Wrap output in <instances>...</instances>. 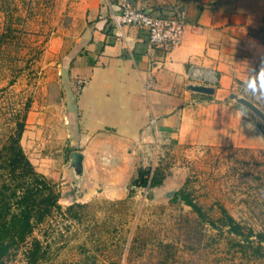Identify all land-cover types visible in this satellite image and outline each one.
I'll return each mask as SVG.
<instances>
[{
	"label": "rangeland",
	"instance_id": "obj_1",
	"mask_svg": "<svg viewBox=\"0 0 264 264\" xmlns=\"http://www.w3.org/2000/svg\"><path fill=\"white\" fill-rule=\"evenodd\" d=\"M74 1L0 0V147L24 117L20 146L59 194L62 212L52 213L29 238L40 241L42 263L264 264V242L259 253L252 249L257 246L254 235L264 237V149L175 143L157 147L152 141L136 154L135 166L129 164L130 180L138 169H157L162 180L158 187H132L130 181L122 194L116 184L125 173L111 168L103 175L120 176L114 184L77 187L68 181L65 167L78 143L60 104L59 81L64 51L74 40ZM245 111L249 121L264 128ZM99 167L102 163H95L94 169ZM181 189L214 225L163 197ZM220 208L244 233L252 232L249 244L216 221ZM26 245L3 264H24Z\"/></svg>",
	"mask_w": 264,
	"mask_h": 264
},
{
	"label": "crops",
	"instance_id": "obj_2",
	"mask_svg": "<svg viewBox=\"0 0 264 264\" xmlns=\"http://www.w3.org/2000/svg\"><path fill=\"white\" fill-rule=\"evenodd\" d=\"M72 6L76 29L64 51L59 100L76 134L73 151L85 150L98 133L130 145L122 157L134 166L136 154L152 141L157 147L264 149L255 121L228 99L241 96L264 112V0H147L141 7L154 17L184 11L180 41L167 53L148 47L140 29L114 33L115 0H75ZM186 84L213 93H191ZM98 162L90 150V173L106 174L103 166L94 169Z\"/></svg>",
	"mask_w": 264,
	"mask_h": 264
},
{
	"label": "trees",
	"instance_id": "obj_3",
	"mask_svg": "<svg viewBox=\"0 0 264 264\" xmlns=\"http://www.w3.org/2000/svg\"><path fill=\"white\" fill-rule=\"evenodd\" d=\"M23 127L24 117L14 125L13 131L0 147V264L24 244H27L23 251L24 264H43L44 252L40 241L29 238L33 229L52 213H62L58 204L59 194L42 174L34 170L22 151L20 138ZM257 128L264 139V128ZM161 181L157 169L152 172L148 168L138 169L130 185L151 189L160 186ZM170 202L185 205L200 220L214 225L189 198L185 189L176 191ZM216 221L239 237L241 242L249 244L248 239L252 232L244 233L224 209H219V218ZM254 237L257 238V246L252 249L259 253V244L264 242V237L260 234ZM238 244L241 246V243Z\"/></svg>",
	"mask_w": 264,
	"mask_h": 264
},
{
	"label": "water",
	"instance_id": "obj_4",
	"mask_svg": "<svg viewBox=\"0 0 264 264\" xmlns=\"http://www.w3.org/2000/svg\"><path fill=\"white\" fill-rule=\"evenodd\" d=\"M185 89L191 93L212 95L213 89L211 87L186 84ZM228 99L237 105L241 106L254 117H256L261 124L264 126V112L255 106L250 101L242 98L241 96L229 94ZM115 144H121L118 146L117 154L114 153ZM127 143L113 135H107L105 133H98L94 135L88 142L86 149L83 151H73L69 155V161L65 167V172L68 181L73 183L75 186H81L84 184L88 185H99V184H114L118 181L117 175L108 178L106 175L96 173L92 175L90 168L85 163V158L88 152L91 150L93 153H97L101 158L102 166L105 170L112 169L116 173L118 170L124 171L123 180L116 184L117 190L122 194L127 192L128 184L133 173V166L124 164L125 160L122 157V151H126ZM121 180V179H120ZM176 191H170L165 193L163 197L170 200Z\"/></svg>",
	"mask_w": 264,
	"mask_h": 264
},
{
	"label": "built area",
	"instance_id": "obj_5",
	"mask_svg": "<svg viewBox=\"0 0 264 264\" xmlns=\"http://www.w3.org/2000/svg\"><path fill=\"white\" fill-rule=\"evenodd\" d=\"M147 0H115L116 12L111 13L110 21L114 33L123 27H134L144 31L148 47L169 52L178 45L182 34L184 11L178 10L168 18L149 15L141 4ZM81 84L78 83L77 87Z\"/></svg>",
	"mask_w": 264,
	"mask_h": 264
},
{
	"label": "clouds",
	"instance_id": "obj_6",
	"mask_svg": "<svg viewBox=\"0 0 264 264\" xmlns=\"http://www.w3.org/2000/svg\"><path fill=\"white\" fill-rule=\"evenodd\" d=\"M261 73L264 74V69H261ZM253 90H254V86H253Z\"/></svg>",
	"mask_w": 264,
	"mask_h": 264
}]
</instances>
